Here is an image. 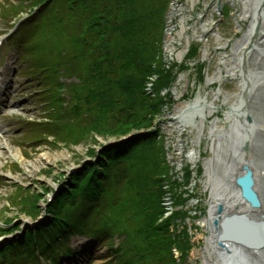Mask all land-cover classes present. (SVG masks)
Segmentation results:
<instances>
[{
    "label": "rangeland",
    "instance_id": "obj_1",
    "mask_svg": "<svg viewBox=\"0 0 264 264\" xmlns=\"http://www.w3.org/2000/svg\"><path fill=\"white\" fill-rule=\"evenodd\" d=\"M243 1L169 0L164 13L161 61L162 69L169 73L172 82L158 97L153 96L161 99L165 105L162 104L161 115L149 128L155 132L158 147L161 146L155 152L157 159L151 158L155 166L149 174L153 178L152 183L155 180L162 182L159 202L162 214L157 217L155 226L170 220L166 236L174 242L169 255L174 259V264H203L195 253L204 248L208 237L201 220L209 217L210 198L209 189H204V167L213 157L210 127L215 119L224 118L232 103L238 102L240 77L231 78L225 74L232 65L226 64L225 60L235 58V42L251 21L239 19ZM27 3L26 0H0V80L5 77L8 83L9 91L3 98L11 106V109L0 111V141H5L9 148L0 147V251L12 243H21L18 241L29 229L47 226L50 223L48 210L51 204L70 186L72 179L80 182L87 176L83 173L98 166L103 155L101 148H109L117 137L113 133L120 132L116 122L118 119L112 118L116 111L113 114L107 111L108 114L103 115L95 108L98 90H91L94 84L87 81L88 77L78 74L81 65L72 55L74 43L78 40L75 31L77 24L68 26L58 23L60 12L57 8L61 6L53 7V11L49 10L40 17L31 7H26ZM36 18L43 22L40 35L36 36L39 37L36 38V50L33 51L29 44L32 39H25L21 43L15 40L22 29L34 24ZM255 31L258 32V28ZM194 47H197V51ZM248 67L252 70L258 68L253 60L248 61ZM218 76L220 79L212 83V79ZM156 81L150 78L144 91L149 84L154 88ZM218 92L222 96L214 104L215 113L204 123L198 118L191 121V116L186 118L183 125L174 120L178 111L191 102L197 93L212 100ZM257 94L262 100L264 90ZM259 100L251 101L256 108L253 114L255 118L264 120V104ZM138 111L137 115L142 116V110ZM124 120L123 117L122 123ZM193 121H196L198 128L202 125L201 135L192 128ZM245 124L250 125L247 120ZM217 135L216 132L214 136ZM237 139L243 140L241 133ZM123 144L126 141L121 139L118 146ZM149 147L147 143H140L132 151L121 154L120 158L127 160L140 155L142 159L148 156ZM193 150L198 162L195 165L187 158ZM92 152L93 155L90 154ZM126 165L129 166L125 167L126 172L122 170L123 165L106 168L107 175L103 178V185L98 188L99 192H105L106 197L100 201L101 208L94 206L98 208L97 211L93 206V211L85 209L81 220H74L78 233L69 232L62 247L57 246L53 254H49L45 247L38 246L40 244H37L39 248L35 244L21 245L24 247L19 253L11 254L12 264H47L45 260H54L55 256L56 264H119L114 254L119 251L125 237L114 236L108 240L106 232L97 237L88 236L87 232H100V215L113 205V209L119 208V218L125 215L126 221L131 219L132 223L122 220L126 231L133 230V223L141 225L155 215V201L147 197L141 199L131 195L130 208L121 207L125 195L119 189L124 188L127 179L121 180L119 173L123 171L127 174L134 162ZM110 185L117 196L116 202L107 199L106 192L109 193ZM77 203L83 207L78 198ZM128 210H134L138 220ZM136 237L139 239L140 235L136 233ZM125 245H130L127 238ZM182 246L188 248L184 254L178 249ZM67 247L72 255L59 256L58 253L66 251ZM153 252L152 262L156 253L167 254L157 249H153ZM7 257L4 260L0 258V264H6ZM26 258L30 260L26 262Z\"/></svg>",
    "mask_w": 264,
    "mask_h": 264
},
{
    "label": "trees",
    "instance_id": "obj_2",
    "mask_svg": "<svg viewBox=\"0 0 264 264\" xmlns=\"http://www.w3.org/2000/svg\"><path fill=\"white\" fill-rule=\"evenodd\" d=\"M26 1L28 2L26 7H31L32 11H36L40 17L45 16L53 7L61 6L60 9L57 8V11L60 12L58 23L68 26L77 24L78 29L76 27L73 30L77 31L78 40L74 43L72 55L81 65L78 74L88 77L87 81L94 84L91 90H98V103L95 104V108L99 109L103 115L108 114L107 111L112 114L113 111H116V114H111L113 116L111 117L118 119L116 122L120 132L113 133L117 137L112 145L108 146L109 148H101L103 155L99 159L98 166L83 173L82 175L86 174L87 176L82 181L79 182L76 178L72 179L70 186L66 187L51 204L48 210L50 223L35 231V235L26 233L22 243L5 247L0 251V258L4 260L7 255L10 257L11 254L19 253L24 247L21 245L35 244L36 248L43 246L50 253L51 250H55L57 245H64L66 241L64 238L68 237L69 232L78 233L75 230L77 224L74 225V220L77 218L81 220L82 214L86 213L85 209L93 211L91 206L101 208L100 201L106 197H104L105 192H99L98 188L103 185V178L107 175L106 168L123 165L124 169L122 170L126 172L125 167L128 166L126 164L134 162L127 174L122 173V170L119 173L122 177L121 180L127 179L124 188L119 189L121 194L125 195V198L121 200V207L130 208L131 195L133 197L136 195V198L139 196L141 199L147 197L153 202L155 201V215L150 221L146 220L141 225L133 223V230L126 231L122 226V220L126 221L125 215L123 218H119V208L113 209V205L107 208L105 214L101 213L100 215L102 224L100 232L90 230L87 232L88 236L97 237L103 232H106L108 240L113 239L114 236H124L125 240L122 246L114 254V257L119 260V264L120 261L122 264H148L149 262L174 264V259L169 256L174 242L166 236L170 220H165L162 224L155 226L157 217L162 214V210L159 208L162 182L155 180L152 183L153 178L149 174L151 168L155 166V161L152 162L151 158L153 156L157 159L155 152L161 148L156 142L155 132L149 129L154 120L161 115V106L164 103L155 97H158V94L172 82L169 73L162 69L160 49L164 13L169 0ZM42 22L40 18H36L33 27L29 28L30 30L25 36L27 39H32L29 44L33 51L36 50V38H39L36 36L40 35ZM32 31L33 33H31ZM194 48L197 51V47ZM153 74L158 76L154 86V98L146 95L144 91L148 78ZM138 110H142V116L137 115ZM123 117L124 123L121 121ZM120 138L124 139L126 144L118 146L121 143ZM140 138L142 140L138 141ZM140 143L150 145L147 151L148 156L140 159V155H134L132 152L134 156L129 159L120 158L121 154L132 151ZM90 154L93 155V152ZM108 191L109 193L106 192V194H108L109 202H116L117 196L114 195L111 185ZM77 198L83 203L82 208L77 203ZM75 204L78 206L76 207ZM134 204L137 206L136 203ZM66 208L70 211H67ZM97 210L98 208H96ZM74 211L76 212L74 213ZM128 211L134 219L138 220L134 210ZM126 222L132 223L131 219ZM136 233L140 235L139 239H137ZM126 238L130 242L129 246L125 245ZM37 244L40 245L37 246ZM153 249L163 251V253L167 252V254L156 253L152 262ZM178 249L183 254L188 250L186 246ZM8 257L6 262L11 261ZM29 259L26 258L25 261Z\"/></svg>",
    "mask_w": 264,
    "mask_h": 264
},
{
    "label": "bare ground",
    "instance_id": "obj_3",
    "mask_svg": "<svg viewBox=\"0 0 264 264\" xmlns=\"http://www.w3.org/2000/svg\"><path fill=\"white\" fill-rule=\"evenodd\" d=\"M230 2L234 3L235 0H230ZM263 3L264 0L243 1V11L239 14V19L251 21L244 34L235 42L233 51L236 55L235 58L225 60L226 64H232L225 74L231 78L240 77V93L238 102L231 104L224 118L222 120L215 119L210 127L213 157L205 163L204 167L206 177L204 189H209L208 205L210 209L208 219L201 221L204 227H208L209 237L205 241L204 248L195 253L203 264H264V120L254 117L253 111L256 108L251 104V101L259 100L257 92L264 90V8L261 6ZM256 28H258V32L255 31ZM249 60H253L258 67L257 70L248 67ZM218 79H220L219 76L212 79L211 82H216ZM3 81H5V77ZM3 84V87H0V94L9 91L7 83L3 82ZM221 96V92H218L212 100H208L205 96L197 93L191 102L178 111L174 120L183 125L187 118L185 115L189 113L192 117L191 121L193 118H198L201 123H204L208 117L215 113L214 104ZM224 99L227 98L224 97ZM259 101L264 104V97ZM1 102L0 109H11L9 102ZM248 117L252 119L250 125L245 124ZM192 124V128L197 129L201 135L202 125L200 124L198 128L196 121H193ZM216 132L218 135L214 136ZM239 132L242 134L243 140L241 141L237 139V135H240ZM230 144L233 146L226 148ZM1 146L3 149L6 147L9 150L5 141H0ZM193 152L191 160L195 165L198 163L197 155L194 150ZM246 171H250L253 175L254 192L260 203L258 208L250 207L239 197L236 180ZM217 204L224 206L223 219L227 216L243 217L246 221L244 224H248L242 229L237 227L243 231V236L238 235L241 231L232 234V237L238 235L236 240H241L240 242L243 244L226 243L229 253L218 246L217 233L212 227V220L216 218ZM41 227L45 226L39 225L29 229L27 234L35 235L34 232ZM25 235L21 237L25 238ZM245 244L249 246H245Z\"/></svg>",
    "mask_w": 264,
    "mask_h": 264
},
{
    "label": "water",
    "instance_id": "obj_4",
    "mask_svg": "<svg viewBox=\"0 0 264 264\" xmlns=\"http://www.w3.org/2000/svg\"><path fill=\"white\" fill-rule=\"evenodd\" d=\"M247 120L249 123H251L252 121L250 117H248ZM246 150L247 148L245 149V151ZM236 186L239 189V197L242 200L247 202L252 208L259 207L260 203L256 193L254 192V179L250 171H246L245 174L237 178ZM216 207H217L216 218L212 220V227L214 231H216L217 233L216 241L218 246H220V248H224V250H227L226 243L233 242V243L243 244L242 242H240L241 240H236V237H232V234L236 231L238 232L241 231L239 229H242L245 225H248V224H244V222H246L245 219L243 217H235V216H227L223 219L222 216L224 215L223 212L224 206L222 204H217ZM235 222L238 223L237 226ZM242 232L243 231L238 233V235L243 236L244 234ZM227 253H229V250H227Z\"/></svg>",
    "mask_w": 264,
    "mask_h": 264
}]
</instances>
